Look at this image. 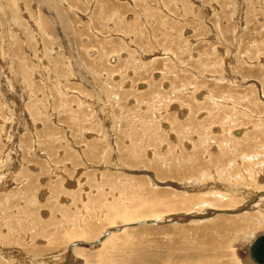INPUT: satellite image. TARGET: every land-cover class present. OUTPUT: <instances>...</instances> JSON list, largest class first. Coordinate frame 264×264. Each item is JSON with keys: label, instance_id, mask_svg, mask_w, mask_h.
<instances>
[{"label": "rangeland", "instance_id": "obj_1", "mask_svg": "<svg viewBox=\"0 0 264 264\" xmlns=\"http://www.w3.org/2000/svg\"><path fill=\"white\" fill-rule=\"evenodd\" d=\"M263 233L264 0H0V264H254Z\"/></svg>", "mask_w": 264, "mask_h": 264}, {"label": "water", "instance_id": "obj_2", "mask_svg": "<svg viewBox=\"0 0 264 264\" xmlns=\"http://www.w3.org/2000/svg\"><path fill=\"white\" fill-rule=\"evenodd\" d=\"M250 253L255 263L264 264V233L254 239Z\"/></svg>", "mask_w": 264, "mask_h": 264}, {"label": "bare ground", "instance_id": "obj_3", "mask_svg": "<svg viewBox=\"0 0 264 264\" xmlns=\"http://www.w3.org/2000/svg\"><path fill=\"white\" fill-rule=\"evenodd\" d=\"M157 2V1H156ZM160 9V8H159ZM158 9V10H159ZM218 100V99H217ZM244 209V208H243ZM206 215H208V214H206ZM235 224V223H234ZM231 225V224H230ZM236 225V224H235ZM120 230V229H119ZM257 237V236H256ZM255 237V238H256ZM254 238V239H255ZM55 239V238H54ZM254 241V240H253ZM58 243V242H57ZM253 243V242H252ZM252 243L250 244V246H249V248H248V254H249V258L251 259V261L254 263V264H257V263H255V261L252 259V256H251V253H250V249H251V245H252ZM51 245V244H50ZM50 245H48L47 247H39L38 249H40V250H45V251H47V252H49V251H51V250H55V249H57V247L55 246V245H53V246H51L50 247ZM30 248V247H29ZM32 249V248H31ZM35 249V248H34ZM72 249H73V247L72 248H70L69 249V251H68V253H67V258L69 259V258H71L73 255H72V253L71 252H74V250L72 251ZM31 254V253H30ZM40 256V255H39ZM26 258V257H25ZM38 259V258H37ZM32 260V259H31ZM39 263V262H38ZM53 264V263H52Z\"/></svg>", "mask_w": 264, "mask_h": 264}]
</instances>
